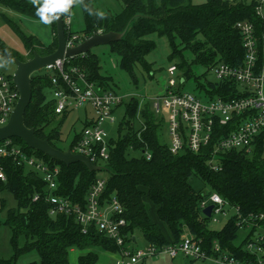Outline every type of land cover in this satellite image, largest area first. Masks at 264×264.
Wrapping results in <instances>:
<instances>
[{"label": "trees", "instance_id": "obj_1", "mask_svg": "<svg viewBox=\"0 0 264 264\" xmlns=\"http://www.w3.org/2000/svg\"><path fill=\"white\" fill-rule=\"evenodd\" d=\"M121 10L116 14H100L92 5V0H81L85 27L77 33L80 41L100 30L124 31L123 36L109 45L116 54L118 64L135 80V68L146 71L151 69L146 55L153 50L155 43L148 37L157 33L167 39L170 54L180 58L174 64L181 71L183 81L192 74V65L212 69L219 63L239 66L244 58V47L240 32L235 23L247 20L254 26L259 46L264 43V14L255 12L257 0H204L194 3L192 0H119ZM43 0L33 4V0H0L7 10L18 14L38 17L37 7ZM64 13H61L63 15ZM2 21L21 40L25 51L40 55L51 53L56 48V37L50 45H44L35 35L24 31L13 18L1 14ZM55 28V21L52 22ZM65 37H67V32ZM191 53L190 62L183 52ZM0 39V54L16 58V52ZM264 64L259 57V65ZM171 65V64H170ZM75 66L85 77L103 90L110 86L111 77L106 75L97 54L91 50L68 58L64 68ZM8 76V75H7ZM11 78V76H8ZM36 79L43 81V86L51 87L47 75L34 72L31 75V100L24 112V123L34 129L35 136L47 139L50 145H57L60 140L59 125L48 133L45 129L54 118L63 117L71 110L61 113L54 111L55 101L46 99L40 87H35ZM179 79V80H180ZM196 90L201 98L214 96L229 98L238 95V83L233 80L199 82ZM113 83V82H112ZM42 85V84H40ZM42 86V87H43ZM195 94V93H194ZM197 95V94H196ZM198 96V95H197ZM123 105L125 113L118 124L117 138H109V157L101 163L108 172L105 178L103 198L115 195L123 207L122 216L126 221L123 232L126 241H135L137 233L146 244L162 247L180 241L183 233L189 231L200 239L201 247L209 255L222 253L238 259L256 263L257 255L244 249V244L254 236L259 228H264V221L246 230L237 242L239 218L264 214V141L259 139L250 150L231 149L219 152V168L214 169L209 162L214 145L222 133L232 130V125H214V133L207 145L199 151H192L186 144L177 152H171L169 144L160 140V133L166 120L163 115L154 112L151 104H140L136 97H129ZM87 113L84 110V114ZM88 124L86 116L83 126ZM80 131L75 133L74 141L68 149H73ZM27 155L43 160L49 167L58 166V195L68 198L72 203L85 206L86 194L96 179V171H90L84 164L77 162L70 165L52 159L49 156L28 147L20 138L11 137ZM20 143V144H18ZM149 156V158H147ZM0 169L4 180L0 178V191H9L16 201V207L6 210L4 224L11 230L13 258L0 259V264H16V259L34 250L38 261L29 264H67L71 249L86 250L77 258V264H98L97 251L119 249L115 241L94 224L83 231L82 225L74 215L57 213L50 215V203L45 199V181L36 169L26 164H18L12 156L0 155ZM197 180L202 188H196ZM207 188L206 190H204ZM211 193H217L228 205L224 210L234 209L222 228L216 230L208 226L210 216L202 211L200 202ZM38 195L36 200L33 197ZM1 208L4 203L0 201ZM153 209L156 220L153 217ZM23 242L19 246V239ZM217 243L220 251L214 252ZM264 249V242L262 243ZM264 264V254L261 256Z\"/></svg>", "mask_w": 264, "mask_h": 264}, {"label": "built area", "instance_id": "obj_2", "mask_svg": "<svg viewBox=\"0 0 264 264\" xmlns=\"http://www.w3.org/2000/svg\"><path fill=\"white\" fill-rule=\"evenodd\" d=\"M74 0L67 12L62 15L63 27L67 32L65 46L72 47L80 42L77 33L70 30V11ZM255 12L264 14V0H257ZM236 29L240 32L244 47V58L239 66L224 63L215 65L212 70L216 81L233 80L238 83V95L224 98L214 96L204 99L196 94L178 88L183 81H176L174 74L177 68L174 64L167 67L169 80L165 92L152 101L155 113L163 115L166 120L167 131L170 137L169 149L177 152L186 144L192 151L197 152L207 145L214 133V125H232V130L222 133L214 145L210 163L214 169L218 166L219 152L231 149L250 151L259 139L264 141V64L259 65V57L264 59V43L258 44L254 26L247 20L237 21ZM97 32H100L98 30ZM68 58L57 59L54 63L43 67L51 81L52 97L55 101L54 111L61 113L64 110L80 109L90 106L92 115L86 119L88 124L80 130L75 142L74 153L88 157L95 165L109 157V138L106 125L115 122V108L124 100V96L109 90H103L97 84L89 81L85 74L77 67L64 68ZM19 92L0 67V126L9 120L11 111L17 102ZM85 110V109H84ZM0 155H9L18 164H26L42 175L45 181V199L50 203L49 214L65 213L74 215L85 231L88 225L94 224L99 232L113 239L119 249L115 251L114 264H137L143 259L158 254H168L174 258L183 255L192 260H210L212 264H263L264 228L254 232V236L244 244V249L257 255L256 263L251 260L238 259L225 253L219 256L207 254L201 247L200 239L189 231H185L179 242L159 247L147 244L139 249H132L131 241H126L123 228L126 221L122 216L123 207L115 195L103 198L105 178L96 177L86 194L85 206L72 203L68 198L55 193L58 184V166L49 167L43 160L27 155L18 145L13 144L10 138L0 141ZM149 158V156H147ZM0 178L4 175L0 169ZM38 195L33 197L36 200ZM212 205L210 219L217 222L215 216L225 214L227 204L217 193H211L207 199L200 202L202 210ZM258 221H264V214L241 217L237 225L241 229H250L257 226ZM213 251L219 252L217 243Z\"/></svg>", "mask_w": 264, "mask_h": 264}, {"label": "rangeland", "instance_id": "obj_3", "mask_svg": "<svg viewBox=\"0 0 264 264\" xmlns=\"http://www.w3.org/2000/svg\"><path fill=\"white\" fill-rule=\"evenodd\" d=\"M194 3H201L204 0H192ZM92 5L96 11L100 14L110 13L116 14L121 10V2L119 0H92ZM4 13L7 17L13 18L17 21L25 32L35 35L44 45H50L53 42V38L56 37L54 25L44 24L39 17H31L29 15L18 14L16 12L5 9L0 4V39L11 47L18 54L15 57L20 60H27L30 57V53L25 51L21 40L13 33V31L2 21L1 14ZM71 23L70 30L77 33H82L85 27V20L81 8V0H74L73 6L70 11ZM101 32V31H100ZM88 37V36H87ZM148 37L155 43V47L146 55V60L151 64V69L146 71L140 67L135 68V80L118 64V58L116 54L110 51L109 45L102 44L91 48V52L97 54L100 59L102 71L111 77L112 82L109 87H105V90L115 92L124 96V100L129 97H136L140 104L149 103L152 106V101L157 96H161L167 87L169 74L166 69L170 64H176L180 58L175 56L172 60L169 59L170 48L167 39L164 36L157 33H151ZM66 38V37H65ZM56 41V39H55ZM13 52V55L16 53ZM183 55L188 62L191 59V53L184 51ZM0 67L5 75L11 76L16 65L13 58L0 54ZM39 75H46V71L42 68L36 71ZM181 74L180 70H177L174 74L176 81H179ZM203 83L206 80L215 81L214 72L212 69L206 70L204 67L192 65V74L185 78V83L180 86L181 90L189 91L200 96L198 90H196V80ZM43 81H35V87H40L43 93L46 94V99H52V89L49 86H43ZM42 84V85H40ZM43 86V87H42ZM84 109L87 111V115H92V109L90 106L84 108L70 110L66 116L61 114L54 118V121L49 124L45 129V133H48L54 126L59 125L61 137L57 142V145L62 149H68L74 141L75 133L79 132L85 123ZM125 108L123 105L119 106L115 111V122L112 125H106V131L108 138H117V128L123 115ZM160 140L165 144H169L170 137L167 131V126L164 125L161 133ZM20 144V143H18ZM38 160L40 158L36 157ZM108 172L106 170L96 171V176L107 178ZM196 188H202V185L197 180L194 181ZM205 188L204 190H206ZM0 201L4 203V206H0V259L10 260L13 258V249L11 246V230L4 224L6 217V210L8 208L16 207V201L12 194L7 190L0 191ZM234 209H227L225 214H219L215 216L217 222L209 221L208 226L213 229H220L227 222L228 218L233 214ZM246 229H240L238 232L237 242L243 237ZM23 239H19V246L22 244ZM146 244V241L142 236L137 233V238L132 241V249H141ZM86 250L75 249L68 254L67 264H77V257L84 253ZM98 264H112L113 255H110L106 251L99 250ZM115 256V255H114ZM38 261L37 253L32 250L30 252L20 255L16 259V264H29ZM137 264H212L210 260H192L183 255H178L175 258L170 257L168 254H158L150 256Z\"/></svg>", "mask_w": 264, "mask_h": 264}, {"label": "water", "instance_id": "obj_4", "mask_svg": "<svg viewBox=\"0 0 264 264\" xmlns=\"http://www.w3.org/2000/svg\"><path fill=\"white\" fill-rule=\"evenodd\" d=\"M55 34L56 48L51 53L40 55L36 51H33L32 57L27 60H20L18 58L13 59L16 69L11 75V79L19 92V97L11 111L9 120L5 125L0 126V141L11 137H17L28 147L52 159L58 160L65 165L80 162L90 171H99L102 169V166L93 164L88 157L79 153H74L70 149H58L50 145L47 139H40L35 136L34 129L26 126L24 123V112L31 100V75L34 72L39 71L48 64L54 63L57 59L72 58L90 51L94 46L102 44L108 45L111 42H115L123 36L124 31L95 32L78 44L72 47H66L62 15L59 14V18L55 20ZM211 210L212 205H208L202 212L206 216H209Z\"/></svg>", "mask_w": 264, "mask_h": 264}, {"label": "clouds", "instance_id": "obj_5", "mask_svg": "<svg viewBox=\"0 0 264 264\" xmlns=\"http://www.w3.org/2000/svg\"><path fill=\"white\" fill-rule=\"evenodd\" d=\"M38 0H33L37 4ZM72 0H43L37 7L36 15L44 24H51L59 18V14L69 10Z\"/></svg>", "mask_w": 264, "mask_h": 264}, {"label": "crops", "instance_id": "obj_6", "mask_svg": "<svg viewBox=\"0 0 264 264\" xmlns=\"http://www.w3.org/2000/svg\"><path fill=\"white\" fill-rule=\"evenodd\" d=\"M154 210H155V209L152 210V211H153V217H152V218H153L154 220H156V219H155V218H156V215H155ZM146 245H147V244H145L144 247H145ZM74 250H75V249H71L70 252H73ZM106 252H108L110 255H113L114 258H112V264H114V263H115V256H116L115 253L112 252V251H111V252H110V251H106ZM114 255H115V256H114ZM176 257H177V256H176ZM77 258H78V257H77ZM174 258H175V257H174Z\"/></svg>", "mask_w": 264, "mask_h": 264}]
</instances>
